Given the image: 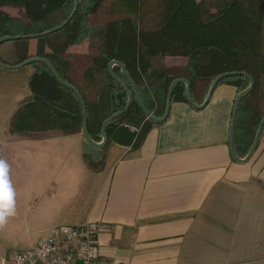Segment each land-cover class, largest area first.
<instances>
[{
  "label": "crops",
  "instance_id": "1",
  "mask_svg": "<svg viewBox=\"0 0 264 264\" xmlns=\"http://www.w3.org/2000/svg\"><path fill=\"white\" fill-rule=\"evenodd\" d=\"M35 50V39L5 42L0 61L18 65ZM86 50L83 42L69 52ZM34 74L33 65L0 68V158L15 193L0 260L35 248L55 227L97 223L100 252L117 264H264V133L247 163L231 159L234 86L218 85L200 110L172 103L139 148L111 143L97 172L85 155L100 157L85 150L81 134L10 135L12 115L33 96Z\"/></svg>",
  "mask_w": 264,
  "mask_h": 264
},
{
  "label": "trees",
  "instance_id": "2",
  "mask_svg": "<svg viewBox=\"0 0 264 264\" xmlns=\"http://www.w3.org/2000/svg\"><path fill=\"white\" fill-rule=\"evenodd\" d=\"M74 0H0V38L31 36L61 25L71 15ZM27 39L15 40L25 44ZM33 57L45 58L57 75L82 96L91 139L100 143L102 123L127 104L122 88L109 76L110 62L122 63L145 104L156 118L166 109L171 83H190L194 102L201 105L211 82L223 73H244L254 80L252 92L241 100L234 130V148L244 158L264 118V0H79V9L59 32L35 39ZM87 43L85 53L69 52ZM167 58H183L182 66H165ZM32 98L12 115V137L47 139L81 134L83 111L73 92L62 87L48 68L34 64ZM115 75L128 82L118 67ZM237 89L249 86L242 76L223 80ZM188 104L186 87H176L172 103ZM189 105V104H188ZM252 111H257L256 122ZM136 101L106 128L107 144L139 148L154 126ZM129 126V127H128ZM136 128L131 132L130 128ZM85 150H96L84 143ZM85 160L94 171L104 167V156Z\"/></svg>",
  "mask_w": 264,
  "mask_h": 264
},
{
  "label": "water",
  "instance_id": "3",
  "mask_svg": "<svg viewBox=\"0 0 264 264\" xmlns=\"http://www.w3.org/2000/svg\"><path fill=\"white\" fill-rule=\"evenodd\" d=\"M79 9V0H74V8L73 11L71 13V15L66 19V21H64L61 25H59L58 27L49 30L45 33L42 34H38V35H31V36H10V37H3L0 38V44H3L5 42H10V41H15V40H21V39H36L39 37H44V36H48L50 34H53L55 32H59L60 30H62L64 27H66L70 21L73 19V17L75 16V14L77 13ZM34 64H41L44 65L48 68V70L50 71L51 75L53 76V78L64 88L68 89L69 91L73 92V94L76 96V98L78 99L81 107H82V111H83V121H82V129H81V135L84 139V142L90 146L93 149L96 150H101L103 149L106 144H107V136H106V128L108 127V125L110 123H112L115 119H117L118 117H120L121 115H123L124 113H126L129 108L131 107V105L133 104L134 101L137 102V104L139 105L140 109L142 110L143 114L147 117V119H149L153 124L155 125H160L163 124L170 113V108H171V104H172V96L173 93L176 89L177 86L183 84L186 87V98H187V102L190 105V107H192L195 110H200L203 109L207 106V104L209 103V100L215 90V88L219 85V83H221L223 80H226L228 78H232L235 76H242L245 77L248 81H249V86L247 89H245L244 91L240 92L237 94L235 100H234V105H233V109H232V115H231V121H230V128H229V141H228V145H229V152H230V156L231 159L237 163V164H245L247 163L252 156L254 155L260 139H261V135L262 133H264V118L261 119L253 143L247 153V155L244 158H239L235 152V148H234V130H235V123H236V118H237V114H238V109H239V104L241 102V100H243L246 96H248L253 88H254V80L250 75L244 74V73H223L218 75L210 84L209 90H208V94L204 100V102L201 105H197L191 95V91H190V83L185 80V79H177L174 80L168 90V95H167V99H166V109H165V113L161 118H156L155 116H153L146 108L145 104L143 103V101L141 100L132 80L130 75L128 74V72L126 71L124 65L118 61H112L109 63L108 67H107V71L109 76L122 88V90L125 92L126 96H127V104L124 107L123 110L113 114L112 116H110L109 118H107L101 125L100 128V134L102 137V141L100 143H96L94 142L89 133H88V127H87V109H86V105L85 102L82 98V96L80 95L79 92H77L73 87H71L70 85H68L67 83H65L56 73L53 65L51 64V62H49L47 59L45 58H40V57H33L28 59L27 61L18 64V65H13V66H9L6 65L4 63H2L0 61V68L5 69V70H16L19 69L23 66H30V65H34ZM118 67L122 74L124 75V77L126 78L127 82H128V86L125 85V83L119 79L115 73H114V68Z\"/></svg>",
  "mask_w": 264,
  "mask_h": 264
},
{
  "label": "built area",
  "instance_id": "4",
  "mask_svg": "<svg viewBox=\"0 0 264 264\" xmlns=\"http://www.w3.org/2000/svg\"><path fill=\"white\" fill-rule=\"evenodd\" d=\"M131 132L137 129L131 127ZM97 223L58 226L26 251H13L0 264H117L105 259L99 249Z\"/></svg>",
  "mask_w": 264,
  "mask_h": 264
},
{
  "label": "clouds",
  "instance_id": "5",
  "mask_svg": "<svg viewBox=\"0 0 264 264\" xmlns=\"http://www.w3.org/2000/svg\"><path fill=\"white\" fill-rule=\"evenodd\" d=\"M8 173L9 165L0 158V228H3L8 217L15 213V193Z\"/></svg>",
  "mask_w": 264,
  "mask_h": 264
},
{
  "label": "rangeland",
  "instance_id": "6",
  "mask_svg": "<svg viewBox=\"0 0 264 264\" xmlns=\"http://www.w3.org/2000/svg\"><path fill=\"white\" fill-rule=\"evenodd\" d=\"M87 44V43H86ZM78 53V52H77ZM82 53V52H81ZM186 63V60L183 58H167L164 62L165 66H182ZM252 120L253 122H256V117H257V111H252ZM129 127V126H128ZM108 141V140H107ZM111 143L108 144L107 148L105 150L101 149V150H96L95 155H97V157L99 156H106V152L108 147L110 146Z\"/></svg>",
  "mask_w": 264,
  "mask_h": 264
}]
</instances>
